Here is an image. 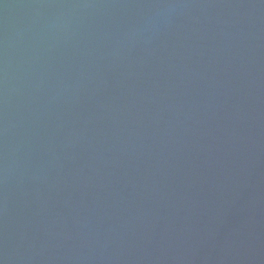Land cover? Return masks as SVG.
Masks as SVG:
<instances>
[{
    "label": "water",
    "instance_id": "water-1",
    "mask_svg": "<svg viewBox=\"0 0 264 264\" xmlns=\"http://www.w3.org/2000/svg\"><path fill=\"white\" fill-rule=\"evenodd\" d=\"M0 264H264V0H0Z\"/></svg>",
    "mask_w": 264,
    "mask_h": 264
}]
</instances>
